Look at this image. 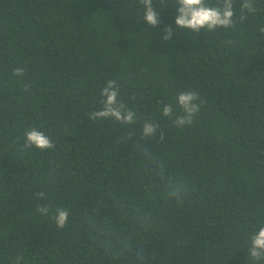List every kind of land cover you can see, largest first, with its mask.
Segmentation results:
<instances>
[{"label":"trees","instance_id":"1","mask_svg":"<svg viewBox=\"0 0 264 264\" xmlns=\"http://www.w3.org/2000/svg\"><path fill=\"white\" fill-rule=\"evenodd\" d=\"M174 3L153 0L167 6L151 27L140 0H0V264H256L264 0L243 22L235 0L234 28L162 41ZM109 80L133 123L87 115L102 108ZM181 91L200 104L182 128ZM145 120L159 125L154 136L142 137ZM32 127L55 147L25 148ZM160 167L184 184L180 199L165 195ZM57 207L69 212L62 228Z\"/></svg>","mask_w":264,"mask_h":264},{"label":"clouds","instance_id":"2","mask_svg":"<svg viewBox=\"0 0 264 264\" xmlns=\"http://www.w3.org/2000/svg\"><path fill=\"white\" fill-rule=\"evenodd\" d=\"M140 3L144 5V20L151 27L160 23L159 14L160 11L167 6L162 5L158 10L153 5V0H140ZM235 0H215V3H210L209 0H175L172 4L177 12L175 17L174 27L166 26L164 28V34L162 41L169 40L172 37L174 31L190 32L195 37L199 34L203 28L206 32H213L217 28H234L236 21L234 19L236 9L234 7ZM258 8L256 6V0H241L239 21L243 22L248 14H256ZM260 32H264V27L259 29ZM14 75L20 76L23 73V68L16 67ZM27 88V86H25ZM101 96L103 97L101 103L102 108L96 111H92L87 114L90 120L96 119H114L121 124L128 125L135 121L136 114L129 109L121 100L119 96V86L116 80H109L105 87L101 90ZM199 93L195 91H181L177 94L176 104L182 110V114L175 116V124L178 127L185 125H191L198 113L200 104ZM202 103V101H201ZM174 107L172 104H165L162 107V115L171 119L173 117ZM159 125L153 123V120H145L142 125V137L148 138L154 136L157 132ZM25 148L36 147L41 150L54 148L53 141L44 131L38 130L36 127L28 129L25 133ZM160 140H164V132H160ZM146 158L151 156V153L145 152ZM161 181L163 182L164 192L167 197H174L180 199L182 193L185 191V186L178 179H173L165 174L163 167H160L158 173ZM37 195L41 198L44 197V193L40 192ZM36 211L41 215H48L50 208L46 205H37ZM69 212L62 208L57 207L53 220L58 228L64 227L68 223ZM147 219V217H145ZM248 254L256 262L264 259V224H261L259 228L250 236V245L248 248ZM19 259L17 264H19Z\"/></svg>","mask_w":264,"mask_h":264}]
</instances>
